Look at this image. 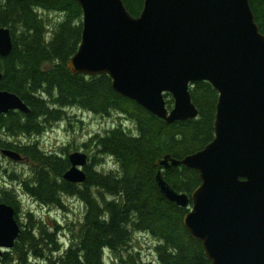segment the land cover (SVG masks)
I'll return each instance as SVG.
<instances>
[{
    "label": "trees",
    "instance_id": "1",
    "mask_svg": "<svg viewBox=\"0 0 264 264\" xmlns=\"http://www.w3.org/2000/svg\"><path fill=\"white\" fill-rule=\"evenodd\" d=\"M123 3L134 17L143 6V0ZM249 3L264 34V0ZM0 27L9 28L12 39L11 52L0 56V89L16 94L29 109L28 113L9 110L0 114V148L15 150L34 164L23 177L8 173L1 162L0 172L8 173L40 205L62 207L63 196L77 197L84 204L83 216L66 226L56 219L47 223L30 211L20 222L16 188L0 187V203L13 207L20 226L13 247L1 252L0 263L106 264L108 251L119 264H207L201 242L183 224L189 208L169 201L155 176L160 169L165 182L188 197L199 185L194 169L181 164L161 169L159 162L165 155L182 159L214 138L216 90L206 81L194 83L189 91L197 117L166 123L114 91L108 75L71 73L66 61L76 52L82 30V10L76 0H0ZM164 99L170 109L171 95ZM76 110L104 116L115 113L125 120L95 133L84 144L94 154L80 184L62 178L70 166L67 148L46 152L36 142L9 139L38 135L55 122L68 123ZM105 157L114 167L97 169L95 165ZM63 230L64 238L60 236ZM137 232L155 240L153 259L126 250Z\"/></svg>",
    "mask_w": 264,
    "mask_h": 264
},
{
    "label": "water",
    "instance_id": "2",
    "mask_svg": "<svg viewBox=\"0 0 264 264\" xmlns=\"http://www.w3.org/2000/svg\"><path fill=\"white\" fill-rule=\"evenodd\" d=\"M76 2L82 30L66 61L71 73L108 75L114 91L166 123L197 117L189 91L194 83L216 90L214 138L182 159L165 155L159 162L161 169H194L199 185L188 197L160 169L155 179L169 201L189 208L183 224L201 242L207 264H264V34L249 0H143L136 17L123 0ZM11 49L9 28L0 27V56ZM9 110L29 112L16 94L0 89V114ZM0 153L23 159L15 150ZM67 157L62 178L83 183L87 155ZM19 233L13 207L0 203V254Z\"/></svg>",
    "mask_w": 264,
    "mask_h": 264
},
{
    "label": "rangeland",
    "instance_id": "3",
    "mask_svg": "<svg viewBox=\"0 0 264 264\" xmlns=\"http://www.w3.org/2000/svg\"><path fill=\"white\" fill-rule=\"evenodd\" d=\"M55 14H51L54 17ZM70 110V108L68 109ZM120 122L125 123V120L115 113L108 116L93 114L88 111L76 110L75 115L68 121V123L55 122L51 126H47L38 135H18L11 136L9 139H19L22 144L37 143V146L46 152H60L61 148H67V154L80 151L87 155V164L92 160L93 151H89L84 147L88 143L91 136L95 133H102L104 130L113 127ZM70 123V124H69ZM130 125L131 123H126ZM132 126V125H131ZM96 158L97 155L95 154ZM0 162L2 166L7 169V172H15L29 175L34 164L30 160L13 161L8 157H3L0 153ZM97 169L104 167L109 170L114 167V162L105 157L103 162L96 164ZM7 175L0 172V187H13L16 188L20 208L18 212V219L24 222L25 213L27 211L33 212L36 218L42 219L47 223H52L56 219L61 225L66 226L67 223L77 221L83 216L84 204L77 198L72 196L62 197V207L58 206H44L36 202L32 197L26 195L17 186V182L11 180ZM10 189V188H8ZM66 230L62 231L60 236L64 238ZM155 240L148 234L134 233L130 245L126 250L139 252V256L143 259H153V247ZM106 264H119L118 260L108 251L105 253ZM1 264V263H0ZM8 264H16L14 262Z\"/></svg>",
    "mask_w": 264,
    "mask_h": 264
},
{
    "label": "flooded vegetation",
    "instance_id": "4",
    "mask_svg": "<svg viewBox=\"0 0 264 264\" xmlns=\"http://www.w3.org/2000/svg\"><path fill=\"white\" fill-rule=\"evenodd\" d=\"M22 157H23V159H25V160H29L27 157H24V156H22ZM23 159H22V160H23Z\"/></svg>",
    "mask_w": 264,
    "mask_h": 264
}]
</instances>
